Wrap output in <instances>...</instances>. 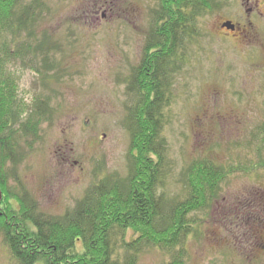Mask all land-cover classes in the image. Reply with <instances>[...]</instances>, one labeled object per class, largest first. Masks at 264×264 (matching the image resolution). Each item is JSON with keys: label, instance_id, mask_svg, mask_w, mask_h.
Listing matches in <instances>:
<instances>
[{"label": "rangeland", "instance_id": "374dc122", "mask_svg": "<svg viewBox=\"0 0 264 264\" xmlns=\"http://www.w3.org/2000/svg\"><path fill=\"white\" fill-rule=\"evenodd\" d=\"M42 1L49 10L36 37L48 32L59 44L57 67L42 76L27 58L15 70L20 97L31 106L47 98L52 119L28 138L32 147L21 144L5 170L11 188L19 190L21 182L42 211L59 216L74 209L98 178L128 173L129 101L122 79L141 60L159 0ZM216 2L218 11L200 19L199 35L173 79L163 131L171 162L167 191L181 193L184 169L195 159L244 165L249 172L232 175L209 212L198 214L202 228L187 243L186 264H264V148L259 151L252 136L264 122V6L249 15L246 0ZM227 20L239 23L236 34L220 29ZM5 38L13 51L19 47L10 34ZM169 258L146 249L138 264ZM0 264H17L1 235Z\"/></svg>", "mask_w": 264, "mask_h": 264}, {"label": "trees", "instance_id": "16d2710c", "mask_svg": "<svg viewBox=\"0 0 264 264\" xmlns=\"http://www.w3.org/2000/svg\"><path fill=\"white\" fill-rule=\"evenodd\" d=\"M218 9L216 0H159L151 10L141 60L122 79L129 101L128 173L98 178L74 209L58 216L42 211L21 182L19 190L11 188L5 166L15 161L23 142L32 147L28 138L52 119L47 98L31 106L20 97L17 61L28 58L35 71L47 75L57 67L53 52L59 44L48 32L36 37V25L49 10L44 1L0 0V235L17 264H138L146 249L169 255L163 264H186L187 243L202 228L198 214L209 212L232 175L249 172L241 164L199 158L185 167L181 193L167 191L171 167L163 131L173 79L199 35L200 19ZM9 34L19 42L15 51L5 38ZM252 136L261 151L264 122Z\"/></svg>", "mask_w": 264, "mask_h": 264}, {"label": "flooded vegetation", "instance_id": "af4514ba", "mask_svg": "<svg viewBox=\"0 0 264 264\" xmlns=\"http://www.w3.org/2000/svg\"><path fill=\"white\" fill-rule=\"evenodd\" d=\"M260 3H263V6H264V0H255V1L254 0H246L245 5L248 8L247 9L248 14L249 15L253 14V10H255L257 8L260 9V6H261ZM225 22H223V23L220 24V29L223 32L236 34L238 32V30H240L239 23H235V22L232 21L235 24V29L234 30H230V29H228V28H226L224 26V23ZM247 30H248L247 27H245L244 28V31H247Z\"/></svg>", "mask_w": 264, "mask_h": 264}, {"label": "water", "instance_id": "95a60500", "mask_svg": "<svg viewBox=\"0 0 264 264\" xmlns=\"http://www.w3.org/2000/svg\"><path fill=\"white\" fill-rule=\"evenodd\" d=\"M224 26L231 30L235 29V25L232 22H226Z\"/></svg>", "mask_w": 264, "mask_h": 264}]
</instances>
